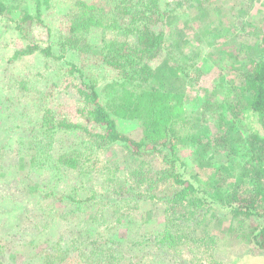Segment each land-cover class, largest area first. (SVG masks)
<instances>
[{
	"label": "trees",
	"instance_id": "16d2710c",
	"mask_svg": "<svg viewBox=\"0 0 264 264\" xmlns=\"http://www.w3.org/2000/svg\"><path fill=\"white\" fill-rule=\"evenodd\" d=\"M171 2L182 4L183 0H71V14H57L62 20L59 22L58 18L49 17V9L55 6L52 0H32L31 6L26 7L18 0H0L3 30L15 31L23 41V45L15 50L14 56H9V61L37 54L54 57L71 65V70L79 75L81 81L76 84V91L80 96L79 114L88 120L81 124L75 122V119L59 118L51 107H46L42 113V124L33 128L30 133L16 137L20 144L18 151L21 150L22 157H26L28 166H45L53 155L57 167L77 169L85 176L86 170L81 165L83 162L79 156L82 157L86 149L62 150L64 141L55 137L57 132L78 133L80 130L88 137H94L90 141L94 140L101 148L120 145L124 148L128 161L126 173L120 178L123 184L121 193L138 192L141 196H146L151 194L148 190L152 187L149 182L158 185L165 183V180L170 182L169 192L164 193L165 196L171 194L166 198L165 232L172 240L179 237V242H171L168 237L169 250L173 249L171 243L176 242L187 245L191 251L195 250V245L200 255L214 251L219 238L209 228L202 235L192 237L184 229L195 232L201 225L210 226L211 218H214V205L217 207L218 202L232 222L238 224L240 234L245 235L243 240L253 244L257 250L264 251V20L256 26L258 39L248 45L241 43L248 53H235L242 56L240 64L231 63L225 71L221 70L213 86H202L203 97L195 96L192 101H183L185 94L172 92L168 87L175 86V83L167 81L164 75L165 70L170 67L182 71L180 60L170 55L172 60L166 58L167 61H162L157 66L153 64V60L165 48L168 36L157 26L169 20L167 5ZM192 3L190 6H195ZM194 3L197 8L206 12V0ZM211 22L210 20L208 24L211 25ZM222 23L220 20L221 26ZM34 27L41 30L44 40L39 41L34 37ZM215 29L216 26L214 28L211 25L205 31L214 34ZM55 49L59 51L55 53ZM68 53L77 56L84 54L86 59L88 56L92 57L94 63L86 64L83 69L67 59ZM221 54L224 57L229 55L224 51ZM92 65L94 68L105 69L103 78L109 79L107 84L104 81L102 86L98 85L99 78L93 75L94 70L85 72ZM196 74L201 75L202 70ZM56 85L53 84L50 89ZM120 86L126 91L124 97ZM115 91L118 93V101L111 103L109 96L115 94ZM171 93H174V97ZM194 105L198 108H194ZM128 108L134 111L133 117L140 113L145 116L144 124L140 122L144 134L139 137H133L119 127L117 117L124 116L122 112ZM188 111L198 121L206 119L216 122L213 140L190 135L186 127ZM16 120L19 121L17 126L25 131L22 117ZM7 142L5 140L0 145V150L8 147ZM188 142L194 144V150L199 155L198 163H201L203 169H210L209 179H203L198 172L189 169L190 159L181 155V149L185 148L182 145ZM234 145L239 150L231 148ZM214 148L221 152L218 164L223 161L231 163L229 171H221V167L205 162L209 161L207 156L210 153L214 157ZM246 149L248 151L244 154L245 157L237 159L238 154ZM151 157L161 158V167L156 166L149 159ZM223 166L226 168L224 164ZM32 180L30 176L28 182ZM51 194L49 190L43 192L44 196ZM67 194L68 192L63 195ZM97 194L91 188L82 196L70 195L71 200L77 198L73 201L75 208L72 210L76 211L81 204H87L90 215L88 219L92 222V215L102 213L115 217L120 208L124 207L121 217L130 218L136 224L138 219L142 220V216L135 212L138 205H130L133 201L130 196L123 194L115 200L110 201L109 198L100 202L96 198ZM7 200L17 203L11 198ZM130 209L134 212H130ZM210 209L212 216L208 214ZM17 211L18 207L15 206L4 210L0 214V223L5 218V228L9 224L13 225ZM121 222L122 220L118 223ZM136 231H139L138 227ZM182 231L184 232L181 233ZM129 233L134 236L133 232ZM70 239L65 248L56 246L58 248L52 252H49L51 248L45 249V264H127L129 260L110 236L83 239L72 233ZM33 243L38 248L37 242ZM176 248L179 249V245ZM154 260L142 262L151 264ZM0 264H4L1 259Z\"/></svg>",
	"mask_w": 264,
	"mask_h": 264
},
{
	"label": "rangeland",
	"instance_id": "374dc122",
	"mask_svg": "<svg viewBox=\"0 0 264 264\" xmlns=\"http://www.w3.org/2000/svg\"><path fill=\"white\" fill-rule=\"evenodd\" d=\"M18 1L22 2L24 7L31 6L32 2V0ZM191 2L195 6H190ZM194 2L197 0H183L182 4L171 2L167 5L170 18L159 24L157 28L163 29L168 37L165 48L159 57L153 60L154 66L167 61L166 58L172 60L170 55L180 60L183 72L170 67L165 70L164 75L167 81L175 83V86L168 87L172 92L185 94L183 101H192L195 96L203 97L202 86L207 87L209 84L213 86L221 70L225 71L231 63L240 64L242 56L235 53H248L247 48L241 43L245 42L248 45L250 42H255L259 36L255 33L256 26L264 20V0H206V12L197 8ZM52 4L55 6L49 9V17L57 19V14L60 15L61 12L71 14V0H52ZM210 20L211 25L214 28L216 26L214 34L205 31L207 26H211L208 24ZM220 20L223 22L222 26ZM58 21H62L60 17ZM3 29V22L0 21V145L5 140L8 141L6 144L8 147L0 150V154L2 153L0 156V214L14 206L18 207L13 225L9 224L5 228L3 226L7 222L5 218L0 223V259L4 264H45L44 256L47 253L45 249L51 248L49 252H52L60 246L65 248L71 240L72 233L83 239L110 236L118 249L129 259L126 258L127 264H140L147 259H155L151 264H264V251L257 250L253 244L243 240L245 235L240 234L238 224L232 222L231 217L226 215V210L218 202H216L217 207L214 205V218L210 217L212 222L210 226L201 225L195 232L184 229L191 237L202 235L206 232V228L213 231L219 239L218 246L211 251L212 253L210 252L211 255L210 253L200 255L195 245L193 247L195 250L191 251L187 245L176 242L171 243L173 249L169 250L170 237L165 232V208L167 207L166 198H169L171 194L168 193L165 196L164 193L169 192L170 182L165 180V183L161 182L159 185L149 182L148 184L152 186L148 188L151 194L146 196H141L138 192L137 194L121 193L123 184L120 178L126 173L125 166L128 161L125 158L124 148L120 145L101 148L94 140L90 141L95 139L94 137L90 138L80 130L78 133L61 131L57 132L55 137L63 139L62 150L72 151L82 147L86 149L85 154L82 157L79 156L83 162L81 165L86 170L85 176L77 169L66 166L57 167L53 155L45 166H28L26 157H22L21 150L18 151L20 144L17 143L16 137L30 133L33 128L42 124L44 108L51 107L59 118L75 119V122L81 124L88 122L87 118L79 114L81 106L78 104L80 96L77 94L76 84L81 81L79 75L77 76L71 70V65L54 57L31 54L10 62L9 56H14L15 50L23 45V41L18 38L15 31ZM32 34L39 41L45 39L37 27L32 29ZM213 42H215L214 46H212ZM58 51L55 49V53ZM222 51L229 55L224 57L221 54ZM66 56L83 69L86 64L94 63L92 57L88 56L86 59L84 54L77 56L68 53ZM92 70H94L93 75L99 78L97 79L99 86H102L104 81L107 84L109 79L103 78L105 69L94 68L92 65L85 69V72ZM201 70V75L196 74ZM234 72L236 75L237 70ZM53 84L57 85L50 89ZM121 89L124 97L126 91L125 89L123 91V87ZM114 93L109 96L111 103L118 101V93L116 91ZM174 93H171L173 97ZM193 107L198 108L197 105ZM121 108L122 106L119 110ZM133 113L134 111L128 108L122 112L124 116L118 115L117 121L123 131L133 137H139L144 134L141 123L144 124L145 116L140 113L139 116L133 117ZM188 113L186 116L190 127L188 124L186 127L190 135L213 140L216 122L206 119L207 122L198 121L191 117L190 111ZM21 117L25 124V131L17 126L19 121L16 119ZM182 146L185 148L181 149V155L190 159L189 169L198 172L203 179H209L210 169H203L201 163H198L199 157L194 150L193 142ZM231 148L239 150L235 148V145ZM247 151L248 149L239 153L237 159L244 158ZM220 154L221 152H217L214 148V157L210 153V156H207L209 161L205 160V162L221 167V171H229L231 165L229 161L218 164ZM149 159L158 167H161L163 163L161 158ZM30 176H32V182H28ZM91 188L98 193L96 198L100 202L102 200L105 202L109 198L110 201L115 200L123 194L130 196L133 198L130 205L131 203L138 205V209L133 210L142 216V220L138 219L136 224V221H130V218L129 220L121 217V211H124V207H121L115 217L101 213L97 216L92 215V222H90L87 204H81L76 211L72 210L75 208L73 204L77 198L71 200L70 195L79 197ZM47 190L51 191L50 196L43 195V192ZM66 192L68 194L63 195ZM7 198L17 203H11L12 201ZM133 210L130 209V212H134ZM208 214L212 216L211 209ZM120 220L122 222L119 224ZM129 232H133L134 236H130ZM178 239L179 237L175 240L170 238V241ZM35 241L38 248L32 245ZM177 245L179 249L176 248Z\"/></svg>",
	"mask_w": 264,
	"mask_h": 264
}]
</instances>
